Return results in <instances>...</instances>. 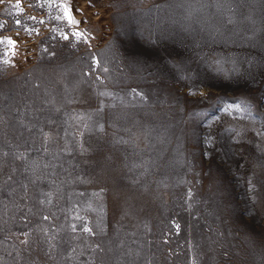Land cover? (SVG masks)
Masks as SVG:
<instances>
[{
    "label": "rangeland",
    "instance_id": "obj_1",
    "mask_svg": "<svg viewBox=\"0 0 264 264\" xmlns=\"http://www.w3.org/2000/svg\"><path fill=\"white\" fill-rule=\"evenodd\" d=\"M74 1L0 4V264H264V0Z\"/></svg>",
    "mask_w": 264,
    "mask_h": 264
},
{
    "label": "snow or ice",
    "instance_id": "obj_2",
    "mask_svg": "<svg viewBox=\"0 0 264 264\" xmlns=\"http://www.w3.org/2000/svg\"><path fill=\"white\" fill-rule=\"evenodd\" d=\"M2 3H4V0H0V4H2ZM88 3L91 4V0H88ZM13 7H15V8L18 10V11H17V15H19V13H20V4H19V0H17V3H16L15 5H13ZM61 7H64V6L61 5ZM64 15H65V17H66V19H67V22H68L70 25H76V24L78 23V22L75 21V20L71 17V15L68 13L67 8H65ZM31 19H35V18L32 17ZM41 23H43V21H41ZM15 24L17 25V27H19V26L21 25V21H20V20H16V21H15ZM3 27H4V25H3V24H0V28H3ZM25 30L27 31V29H25ZM73 35L79 40V39H81V38L85 35V33H82V32L77 31V32H74ZM63 38H64L65 40H67V39H68V36H64ZM0 43H6V44L9 45L11 48H15V46H16V45H15V42H14L11 38H7V39H5V40H0ZM5 55H7V53H5ZM93 59H94V58H93ZM94 62H95V60H94ZM3 63H4L5 65H8V64H9V60H8V59H4V60H3ZM105 71H107V69H105ZM86 74H87V73H86ZM97 79H99V77H97ZM133 91L135 92V90H133ZM135 94H136V95H140V93H138V92H136ZM230 107H231V105H230ZM235 107H236L237 109H239V108L241 107V105L237 104V105H235ZM244 110H246V111L249 110V105H248L247 103H244ZM44 219L47 220L48 217L45 216ZM84 231H85V232H89L90 230H89L88 228H84ZM25 235H27V233H25ZM21 243L27 244V241H26V240H22Z\"/></svg>",
    "mask_w": 264,
    "mask_h": 264
},
{
    "label": "bare ground",
    "instance_id": "obj_3",
    "mask_svg": "<svg viewBox=\"0 0 264 264\" xmlns=\"http://www.w3.org/2000/svg\"><path fill=\"white\" fill-rule=\"evenodd\" d=\"M80 1V0H79ZM72 2V1H71ZM78 0H75L74 1V8H75V12H72L71 10H70V8L68 7V5H66V4H64L63 6V8L65 9V8H67V11H68V13L71 15V17L75 20V21H77L78 19V15L76 14V13H78L79 14V9H78ZM75 32H77V31H75ZM23 38V37H22ZM27 40V39H26ZM25 43L27 44V46H28V44H31V42L29 41V40H27V41H25ZM33 44V43H32ZM32 44L30 45V46H32ZM13 53V52H12Z\"/></svg>",
    "mask_w": 264,
    "mask_h": 264
}]
</instances>
